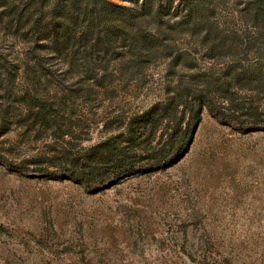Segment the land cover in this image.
<instances>
[{"label":"rangeland","instance_id":"obj_1","mask_svg":"<svg viewBox=\"0 0 264 264\" xmlns=\"http://www.w3.org/2000/svg\"><path fill=\"white\" fill-rule=\"evenodd\" d=\"M245 1H219L210 21L264 49ZM179 14L161 20L176 27ZM59 15L55 0H0V264H264V80L253 77L264 76V55L242 45L234 56L259 64L236 82L230 55L209 56L182 29L167 33L171 57L141 71L120 68L117 41L99 46L113 56L97 81L81 61L68 72L55 57ZM89 23L78 18L70 36H102ZM194 88L213 112L203 105L192 137L170 141L167 98L179 116ZM154 105L156 125L142 134L131 120ZM116 149L125 163L112 168ZM91 152L100 163L85 175L89 189L70 174Z\"/></svg>","mask_w":264,"mask_h":264},{"label":"trees","instance_id":"obj_2","mask_svg":"<svg viewBox=\"0 0 264 264\" xmlns=\"http://www.w3.org/2000/svg\"><path fill=\"white\" fill-rule=\"evenodd\" d=\"M125 3H116L111 0H55V18L56 14H60L61 21L58 22V27L63 31L62 35L57 32L52 34L50 41L55 43L56 54L55 57H59L66 63V70L72 72L75 69L76 62L81 61L84 64V73L89 75L97 81H101L104 78V74L97 76L98 67H105L108 60L113 56V53L105 48L100 50L99 46H110L113 42L117 41L122 46L121 52H117L119 55L117 59L120 61V68L136 69L141 71L148 63L155 62L161 59H167L171 57V50L169 48L170 34L178 33L182 29L188 30L193 35V40L197 42L204 52L212 57H228L225 60L226 68H233L238 66L240 73L233 75V80L240 82L248 77L247 70L253 68L259 64V62H253L252 65L244 63V60L236 58L240 53L241 48L249 49L254 47L258 55H264V49L262 47H255L251 44H244L239 42L235 38H228L222 35L210 21L211 15L214 14L215 8L221 0H123ZM170 8L179 9L180 14L178 17L176 27L167 25V21L161 20V15L168 11ZM241 13L244 18L254 27V34L257 37L264 35V0H246L242 6ZM82 18V21L90 22L94 21L100 23L104 33L101 35H88L82 34L78 38H72L69 33V27L74 21ZM36 23V22H35ZM155 29V33L150 31ZM173 32H168V29ZM203 31L202 33H200ZM180 34V33H178ZM118 35V36H117ZM174 35V34H173ZM196 35V37H195ZM116 36V37H115ZM89 37L88 39H86ZM88 45L92 49H85L83 51L74 48L75 46ZM243 45V46H242ZM62 47V48H56ZM73 47V48H71ZM240 48V50H239ZM124 59V60H123ZM174 58L169 61L168 66H172ZM252 70V71H253ZM102 71H104L102 69ZM249 74V73H248ZM254 79L257 82L263 81L264 76L260 79L259 76L253 74ZM250 78V77H248ZM251 79V78H250ZM209 83L217 85L218 82L214 79L209 80ZM224 86V85H223ZM224 89H227L226 86ZM197 94L201 91L193 89ZM169 104H172V111L174 114H170L169 123L172 122L173 131L169 134L170 141H173L176 135L181 134L182 138L190 139L193 132L200 121V113L203 105H207L209 110L213 112L210 102L205 100L200 94L191 101L184 102V109L181 110V114L177 116V108L179 101H175L173 98H167ZM156 108L157 105L152 106L142 114H138L132 118L134 125L141 129L140 133H149L156 125ZM186 111L192 114L188 115ZM190 116V117H189ZM222 121H226L237 126L236 123L220 117ZM186 119L184 123V131H178L181 123ZM181 130V129H180ZM116 163L112 165V168L122 166L125 163V157H122L115 152ZM92 163H87L82 167V170L78 176L70 174L71 179H77L84 183L90 189V183L85 175L91 174L95 167L98 166L100 161L96 158L94 152H91ZM115 166V167H114ZM165 166V164H164ZM13 167V168H12ZM19 166H11V169H18ZM63 172H56L55 176L63 177ZM86 177V178H85ZM95 189L101 187L103 182L97 184ZM105 185V184H104Z\"/></svg>","mask_w":264,"mask_h":264}]
</instances>
